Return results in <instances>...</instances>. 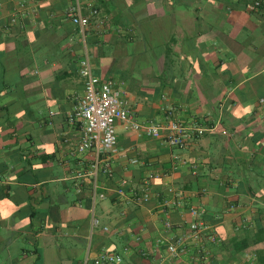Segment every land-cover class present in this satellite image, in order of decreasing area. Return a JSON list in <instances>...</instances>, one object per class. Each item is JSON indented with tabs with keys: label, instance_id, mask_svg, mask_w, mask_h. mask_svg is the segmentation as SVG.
<instances>
[{
	"label": "crops",
	"instance_id": "obj_1",
	"mask_svg": "<svg viewBox=\"0 0 264 264\" xmlns=\"http://www.w3.org/2000/svg\"><path fill=\"white\" fill-rule=\"evenodd\" d=\"M18 1L0 0V264H94L103 250L123 264H264V0H28L12 23ZM78 1L85 32L67 16ZM87 56L136 122L216 130L170 148L119 123L117 155L79 152L69 116ZM108 158L112 176L88 173ZM171 188L183 202L165 209ZM192 207L220 239L203 237L206 263L198 241L178 258L160 242L189 234Z\"/></svg>",
	"mask_w": 264,
	"mask_h": 264
},
{
	"label": "built area",
	"instance_id": "obj_2",
	"mask_svg": "<svg viewBox=\"0 0 264 264\" xmlns=\"http://www.w3.org/2000/svg\"><path fill=\"white\" fill-rule=\"evenodd\" d=\"M261 6L262 2L257 1L254 4H250L248 9L255 11ZM86 7L91 10L92 14L95 15L98 13L92 3H89ZM27 10L28 0L18 1V7L12 15V23H16ZM67 16L75 25L80 26L83 32H85L90 25V19L84 15V6L80 1L67 10ZM80 74L85 80L86 99L77 106L74 112L69 116V122L73 125H79L80 127L81 142L79 145V152H96L100 161L103 155L112 157L119 153L117 133L119 123H122L126 129L143 133L148 137L159 136L164 133V140L170 148L184 147L189 141L216 130L215 126H203L196 123L188 125L182 122H173L170 124H157L154 122L142 124L136 122L131 113L125 108L121 93L114 88V82L112 80L102 81L98 78L94 74L88 56L81 61ZM261 103L264 104V99L261 100ZM137 162L138 161H135V163ZM88 173L94 178L98 177L101 173L112 176L109 158L105 161V165L102 168L101 163H98L96 166L94 163ZM84 174L85 172L80 173V176ZM127 185V180L121 182L118 191L120 195L125 194ZM169 191L171 197H166L162 202L164 208L171 209L182 205V193L174 188H171ZM139 200L140 202L150 201V191H145L139 197ZM190 213L194 220L189 223V234L187 236L179 238L168 237L160 240V242L165 241L170 255L178 258L188 252L189 239L198 241L200 244L198 258L203 263H206L210 261V253L206 246L202 244L203 237L207 236L209 233L208 226L200 220V217L204 214V210L192 207ZM92 223L94 227L100 225L99 220L96 218H93ZM166 226L167 229L170 230L172 228V223L168 221ZM109 230V227L105 228V231ZM209 237L211 242L215 244L220 243V239L216 235L210 234ZM123 262L124 257L122 254L109 252L107 250H103L98 258L94 260V264H123Z\"/></svg>",
	"mask_w": 264,
	"mask_h": 264
}]
</instances>
